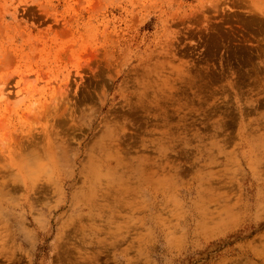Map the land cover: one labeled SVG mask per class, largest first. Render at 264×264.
<instances>
[{"label": "rangeland", "instance_id": "1", "mask_svg": "<svg viewBox=\"0 0 264 264\" xmlns=\"http://www.w3.org/2000/svg\"><path fill=\"white\" fill-rule=\"evenodd\" d=\"M0 264H264V0H0Z\"/></svg>", "mask_w": 264, "mask_h": 264}]
</instances>
